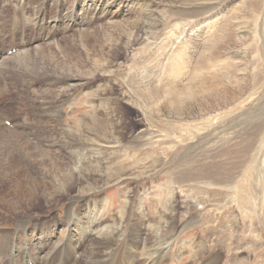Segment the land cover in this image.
Returning <instances> with one entry per match:
<instances>
[{
  "label": "rangeland",
  "instance_id": "obj_1",
  "mask_svg": "<svg viewBox=\"0 0 264 264\" xmlns=\"http://www.w3.org/2000/svg\"><path fill=\"white\" fill-rule=\"evenodd\" d=\"M39 1L41 0L27 1L28 7L26 8L28 9V15H31L33 9H37ZM127 1L143 3L142 9L138 12L141 17H147L152 14V19L158 20L160 17V21L161 18L166 17L165 20L161 21L162 23L160 22L157 24L154 35H152L155 38V41L150 40L151 44L154 43V47L151 50L152 52L148 53L149 50H147L145 46V41L128 51H125L123 46H121L116 59H110L108 56L105 57L107 60L109 59L106 66L108 67V71L112 72L111 75L98 76L94 79L88 77L83 78L81 85H78L77 88L70 92V97H66L63 102L59 103L52 99V97H54V95H52L53 93L50 94L48 92L49 90L47 87L50 83L48 84L44 79H37V75H41L43 71L33 66H18L19 63L16 62L15 59L7 63V73H2L5 79L0 82V126L8 128V125H5L6 122L10 123L9 129H12L11 126L13 124L26 126L24 137H27L30 141H32L33 138L37 139L36 137L38 134L33 133L35 128V130L39 131L42 135L41 139L46 140L45 137L50 132H48V130H43L45 129V124H39L36 121H48L50 112H52V110H57L55 108L59 106L62 107L60 124L56 122L59 124L58 126L52 123L48 125L51 127L56 126L59 130L65 128L64 126L71 128L70 133H72V135L67 134L69 135L67 138L72 139V137H74L75 139L73 138L72 140L77 142H85L87 139L92 140L96 135L98 125H105L107 121L105 115L106 111H104L105 107L108 112L110 109L114 108L118 118H121L122 125L119 133L122 140L121 146L111 150L105 148L104 151H102L104 154L99 157V161L102 162V171L106 168H123V178L120 181L111 180L108 186L103 187L95 194H90V197L95 198L100 194L107 195V204L102 213V220L108 215L118 213L121 207L125 210L126 216L124 217L125 222L122 225V236L117 237V242H113L111 246L103 250L106 255L98 260V264H113L110 255L116 254L117 249L119 250L121 248H123V264H146L149 260L148 255H152V251L154 250H156L155 257L159 259L158 255L164 251V248H152L155 242L153 239L155 234L151 231V224L158 213L159 215H164L165 213L161 201L159 200L161 196L162 198L165 197V193L167 192L165 185L171 182L173 178H177L185 171L187 172V169L193 171L194 166L198 164L204 163L205 165L211 166L215 164L229 165V162L232 161V156H234L233 153L239 150L237 144L239 145V142L246 140V137L252 133L251 126L256 121L264 119L263 99L256 102L254 101V103H246V105L242 104L244 105L243 107H241L239 102H234L233 105L218 109L215 112L194 119L183 118V120H180L175 117L176 115L174 112L178 113L176 110L172 111L174 115L168 112L171 111L172 108L177 109L182 106L179 104L178 99L175 101L172 99V105L166 103V112L163 110L165 101H162V97L160 98L162 95L161 92L163 90H168L163 89V87L167 86L168 81H175L170 85L171 91L184 89L189 86L198 87L200 85L212 83L215 74L219 75L226 71L236 75L237 71H235L236 69L234 68L239 66L237 64H241V60H244L242 62L248 61L247 64H245L249 65V61L254 54L248 46L249 42H247L234 51H231L230 54L222 55L219 60L210 62L209 65L213 67L210 70L193 71L195 59L200 52L203 51L207 39H210L213 31L218 30L222 26V23H218V26L216 25L215 27L206 29L201 23L212 16L219 15L221 18L223 16L226 17L225 13L229 15L231 11H235L233 8H238V3L242 1L248 2V0H225L222 3H218L217 0ZM212 1L213 3H209ZM1 3L0 33L4 35V40L9 42L6 43L4 47L11 48L9 47L11 42L10 32L13 28L21 27V25L20 22L15 23V21H13V19L16 21L19 20L17 17V19L14 18L12 8L8 2L1 1ZM244 8L247 18L245 19L250 27L253 28L254 23H252V20L254 16L247 12V6ZM46 11L49 17L53 15L52 8H47ZM221 18L217 20L219 21ZM122 20H124L123 17L117 18L118 22ZM101 22L102 20L95 19L92 25L93 29H98L102 25ZM177 22L191 23L188 26V30H193L191 33L187 32L190 35L188 38L186 37V39L191 42L187 49L190 62L183 67H178L176 65L166 66L167 64H165L168 56H172L175 51H180L183 48L180 47L182 40L178 41L173 37L167 43L166 41L163 42L161 45L166 44L168 47L163 53L158 52L159 46H157L167 37L165 34H167L171 30V27ZM31 28L32 27H26L25 29L27 42L24 43V45H22V43L19 44L20 39L17 37L14 41L18 44L16 43L15 47L14 44L12 46V50L14 49L15 52L10 55L7 54V56L10 57L16 54L20 48L23 50L26 49L30 51L29 60L31 61V56L34 53L33 46L36 45V43H33V37L36 35V32L34 33L35 29L31 30ZM236 29V27L228 25L225 30H223V33L217 32V34L219 37L234 39L236 38V34H234ZM20 41H22V38ZM52 42L58 43V46L62 48V53L59 49L56 50L55 47L49 46ZM216 42L217 41L214 40L211 45ZM37 44L41 45L44 54H48L52 48V53L55 55L52 63L58 61H72L74 64H78L79 69L86 65V69H89V67L92 68L93 66L85 55L80 52L82 50L78 45V40L68 34L58 35L56 33V35L54 34L52 37L45 38ZM58 46L56 45V48ZM0 48H3L1 44ZM97 54V52L91 53L92 58L98 56ZM37 56L39 57V55ZM47 61H50V59H47ZM245 64H241L240 68H244L246 66ZM29 65H31V62ZM240 68L238 67V69ZM82 70L83 69H81V71ZM173 74L174 76H172ZM243 81V83L247 85V89H249V85L251 87L252 82L249 83L248 77L244 78ZM149 85H151V92L148 89ZM49 89L54 91L53 87ZM133 89L136 90V92H134ZM152 90L154 92L156 91L154 95L151 94ZM157 91L161 92L158 93ZM55 94L58 96V91H55ZM102 99L105 101L100 104ZM60 126L62 127L60 128ZM28 127L32 128V131L31 129L28 130ZM19 129L22 131L24 128ZM58 136V138H60V136L64 137V133ZM38 138L40 137L38 136ZM61 140H64V138H61ZM177 143L179 144L177 145ZM9 144L0 141V148L1 146L3 148L5 147V151L9 158V162L7 161L6 166L5 162L0 161V212L7 209V203H5L6 201L3 199L6 200L12 197L10 196L12 195L11 186L15 183L6 172L15 171L19 176H23L25 172L30 171V168L40 169V171L42 169V162H39V157L32 160L35 166H25L23 160L19 159L15 149H13L14 146L12 142L10 146ZM89 146L87 149L95 148ZM227 148L229 150L231 149L232 155ZM77 149L78 148H73L69 150L73 160L78 158L81 152H83L81 148ZM225 152L227 153L225 154ZM90 155L94 156V153L90 152ZM160 155H162V157ZM2 156H4V154L0 149V157ZM263 157L264 147L258 156V161H261ZM13 159L14 161L12 163L11 160ZM17 161L23 167L18 166L16 163ZM47 165L46 167L49 168ZM43 167H45V165ZM38 170L37 172L39 173L40 171ZM29 173L32 175V172ZM190 177L191 176H189V178ZM245 177L246 175L242 174L238 177V180L236 178L234 181L237 197L246 195L244 194L246 190L241 188V186L244 187V185L247 184L245 182ZM253 185V192L251 193L254 197L255 183ZM175 186L176 188L178 187V185ZM203 186L204 185L201 184L190 183L182 186V189L185 191L191 188L202 189L205 188V186ZM161 187H163V189ZM209 190L216 194L209 198L210 202H208L204 210L198 208L195 201L191 199V195L195 193L192 192L186 195L176 190V193H178V206L176 207L177 215L173 217L174 220L176 219L174 221L176 228L173 234L175 237H172L173 243L169 250V256L166 258V263L264 264V203L261 204L260 202L263 191L262 188L259 189L260 194H257V199H253L251 198L252 196L248 197L246 195V199L243 200L244 212L237 205L235 199H233L234 201L231 199L225 200L224 194L235 196L233 191H228L226 189ZM198 196V200L203 197L202 194H198ZM140 201L142 203L140 210H138V203ZM66 204L67 202L63 200L59 205L47 208L43 205V202H40L35 207L34 212L42 218L52 214L62 219L65 217L67 209ZM228 205H230L229 208ZM167 215H169V213H167ZM17 223V220L9 219L6 224H2L0 216V230L3 228L14 230ZM134 223L137 224L134 226L136 229H133ZM255 231L258 232L260 239L256 237ZM131 233L135 236L134 244L133 241L129 239ZM123 240H127V242L122 245ZM128 249H132L133 255H130ZM216 255H218V258L216 262L212 263L211 260H213Z\"/></svg>",
  "mask_w": 264,
  "mask_h": 264
},
{
  "label": "bare ground",
  "instance_id": "obj_2",
  "mask_svg": "<svg viewBox=\"0 0 264 264\" xmlns=\"http://www.w3.org/2000/svg\"><path fill=\"white\" fill-rule=\"evenodd\" d=\"M1 1L8 2L12 8L14 18L17 17L19 20L13 19V21L15 23L20 22L21 27H15L10 32L11 42L8 45L11 48L4 47L9 42L5 41L4 35L0 33V39H2L0 40V44L3 46L2 49L0 48V82L5 79L2 73H7V63L15 59L19 63L18 66H33L43 71L41 75H37V79H44L48 84L50 83L47 87L48 92L50 94L53 93L54 97L52 99L57 103L63 102L66 97L69 98L70 92L77 88L78 85H81L83 78L94 79L98 76L111 75L112 72L108 71V67L106 66L109 59L107 60L105 57L108 56L110 59H116L121 46H123L125 51H128L145 41V46L149 50L148 53L152 52L154 43L151 44L150 40L155 41L152 35H154L157 24L166 19V17H163L160 21L159 17L158 20H154L151 18L152 14L147 17L139 16L138 12L142 9L143 3L141 4L137 1L41 0L37 4V9H33L31 15H28V9L26 8L28 7V0H0V4H2ZM217 1L218 3H222L225 0ZM209 3H213V1ZM245 6H247V12L254 16L252 20V23H254L253 28L246 21ZM47 8L53 9V15L50 17L46 14ZM233 9L235 11H231L230 16L227 13H225L226 17L223 16L222 18L219 15L212 16L201 23L206 29L215 27L218 23H222V26L218 30L213 31L210 39H207L206 46L195 59L193 71L210 70L213 68L209 65L210 62L219 60L222 55L230 54L231 51L247 42H249L248 46L254 54L253 56L251 55L252 57L250 56L249 65H246L248 61L242 62L244 60H241V64L244 65L246 63V66L240 68L241 64H237L240 69L238 67L234 68L237 71L236 75L226 71L225 73L222 72V75L219 73V75L213 74L212 83L198 87L189 86L184 89L171 91L170 85L175 81H168L169 85L167 84V86L163 87V89L168 90L159 91L162 94L160 98L162 97V101H165L164 111L167 112V109H165L166 103L172 105V99L174 101L178 99L179 104L182 106L177 109L172 108L168 112L172 115L175 114V117L180 120H183V118L194 119L233 105L234 102H239L241 107H243L246 103H254V101L256 102L260 99L264 100V0L242 1L238 3V8ZM118 17H123L124 20L118 22ZM219 18L221 19L218 21L217 19ZM95 19L102 20V25L98 29H93L92 27ZM190 24L185 22L175 23L171 27V30L165 34L167 37L157 45L159 46L158 52L163 53V51L168 49L166 44L161 45L163 42L166 41L167 43L173 37L178 41L182 40L180 47L183 48L180 51H175L172 56L167 57L165 61L166 66L176 65L183 67L190 62L187 49L191 42L186 39L190 35L187 32L191 33L193 31L192 29L188 30ZM228 25L237 28L234 33L236 34V38L226 39V37H219L217 34V32L223 33V30ZM26 27H32L31 30L35 29L34 33L36 32V35L33 37V43H36V45L33 46L34 53L31 56V61L29 60L30 51L26 49L20 48L16 54L10 57L7 56V52L12 50L13 44L15 47L17 42L14 40L17 37L20 40L22 38V41L19 40V44L22 43L24 45L27 42ZM56 33L58 35L68 34L76 38L82 50L80 52L93 64L92 68L86 69V65L81 68L83 69L81 71L78 68V64H74L72 61L52 63L55 57L52 53V48L48 54H44L43 48L37 43L45 38L52 37L54 34L56 35ZM214 40L217 42L211 45ZM50 44V47H55L56 50L59 49L62 53V48L58 46V43L52 42ZM56 45L58 46L57 48ZM94 52H97L98 56L92 58L91 53ZM47 59H50V61H47ZM30 62L31 65H29ZM247 77L249 78V83L252 82L251 87L249 85V89L243 83V79ZM50 87H53L54 91H51ZM150 88L151 85L148 86L149 91ZM55 91H58V96L55 94ZM133 91L136 92L134 89ZM155 92L152 90L151 94L154 95ZM104 101L102 99L100 104L104 103ZM55 109L57 110L50 112V119L48 118V121H36L39 124H45L46 126H43L45 128L43 130L50 132L45 137L46 140L41 139L42 135L39 131L35 130L36 128L33 130V133L38 134L40 138L37 136V139L33 138L30 141L27 137V139L24 137L26 126L14 125L13 123L12 129H9V126L8 128L0 126V141H4L7 144L10 143L9 146L12 142L13 149H15L19 159L23 160L25 166H35L32 160L36 159V157H39V162H42L41 171L40 169L30 168L29 172H32V175L29 172H25L23 176H19L15 171L6 172L15 183L11 186L12 195L10 196L12 197L6 200L3 199L7 203V209L0 212L1 222L2 224H6L9 219H15L18 223L14 230L9 228L0 230V264H98V260L106 255L103 250L111 246L113 242H117V237L122 236V225L125 222L124 217L126 216L123 207H121L118 213L108 215L102 220V213L107 204V195L100 194L95 198L90 197V194H95L103 187L108 186L111 180L120 181L123 178V168H106L102 171V162L99 161V157L104 154L102 151L105 148L111 150L121 146L122 140L121 136H119L122 125L121 118H118L114 108H109L110 111L108 112L105 107L104 111H106L105 115L107 118L105 125L99 124L100 127L98 125L99 129L97 128L96 135L92 140L87 139L85 142H77L72 140L74 138L72 136V139L67 138L70 134L72 135L70 133L71 128L63 125L66 129L60 126L61 130H59L56 126L51 127L48 125L49 123L56 125V122L60 124L62 107L59 106ZM173 110H176L178 113L174 112L173 114ZM251 127L252 133L246 137V140L239 142V145L237 144L239 150L233 153L234 156H232V161L229 162V165L215 164L211 166L197 163L198 165L194 166L193 171L187 169V172L185 171L177 178H173L168 184L165 183L167 192L164 198L161 196V199H159L165 213L164 215H159L158 213L151 224V231L155 234L153 237L155 242L152 248L163 247L164 251L158 255L159 259L155 257L156 250L152 251V255H148V264H156V262L157 264H168L166 263V258L169 256V250L173 243L172 237H175L173 234L176 228L174 223L176 219H173L177 215L176 207L178 206V193H176V190L186 195L192 192L195 193L191 195V199L195 201L198 208L204 210L205 206L210 202L209 198L216 194L209 189H226L233 191L236 196L234 181L236 178L238 180L240 175L245 174V182L247 184L244 187L241 186V188H244L246 193H242L248 197L252 196L251 192H253V184L255 183V195L251 198L257 199L259 189L262 188L260 202L261 204L264 203V157L261 161H258V156L264 147V119L256 121ZM19 128H24L22 130L24 132L20 131ZM27 129H31L32 131V128L28 127ZM61 133H64V137L60 136L58 138V135H61ZM61 138H64V140H61ZM89 145L96 149H87ZM2 148L1 146L0 149L4 156L0 157V161L5 162L6 166L9 158L5 147ZM73 148H81L83 150L80 156L74 160L69 153V150ZM227 150L230 151L231 149L227 148ZM90 152L94 153V156L90 155ZM230 153L232 155L231 151ZM160 156L162 157V155ZM11 161L13 163L14 159ZM16 163L18 166L23 167L18 161ZM44 165L45 167H43ZM37 170L40 172L38 173ZM189 176L191 177L189 178ZM190 183L201 184L205 188H191L186 191L182 189V186ZM175 185H178V189ZM161 188L163 189V187ZM198 194H202V199L198 200ZM224 195L225 200L235 199L237 205L244 212L243 200L246 199V195H241L242 197L236 196L237 199L230 194ZM63 200L67 202V209L65 217L62 219L52 214L42 218L34 212L35 207L40 202H43V205L47 208H51L59 205ZM141 203V201L138 203V210H140ZM136 225L134 223L133 229H136V227L134 228ZM255 235L260 239L258 232L255 231ZM129 239L134 244L135 236L133 233H131ZM126 242L127 240H123L122 245ZM122 249H117L116 254L110 255L113 264L124 263ZM128 250L130 255H133L132 249ZM217 258L218 255L213 260H210L214 263Z\"/></svg>",
  "mask_w": 264,
  "mask_h": 264
}]
</instances>
